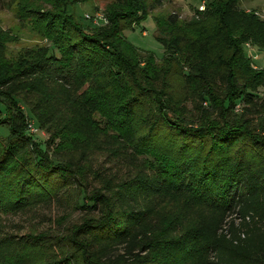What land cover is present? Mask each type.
Here are the masks:
<instances>
[{
  "label": "trees",
  "instance_id": "16d2710c",
  "mask_svg": "<svg viewBox=\"0 0 264 264\" xmlns=\"http://www.w3.org/2000/svg\"><path fill=\"white\" fill-rule=\"evenodd\" d=\"M167 1L115 0L108 23L92 31L70 12L76 0L18 4L20 20L49 45L7 59L0 35V133L9 128L0 134V212L27 211L75 178L71 160L34 151L21 99L51 125L42 101L65 95L60 110L80 120L55 133L62 143L74 146L80 127L82 141L143 167L113 193L83 195L87 217L65 233L18 236L0 223V264H151L171 254L179 264H264V132L251 117L264 113V99L257 106L249 94L264 85V69L245 52L246 43L264 52V19L239 0H212L186 24L170 14L157 22L160 63L125 32ZM171 75L189 85L194 111L174 97ZM239 100L249 107L235 114Z\"/></svg>",
  "mask_w": 264,
  "mask_h": 264
},
{
  "label": "rangeland",
  "instance_id": "374dc122",
  "mask_svg": "<svg viewBox=\"0 0 264 264\" xmlns=\"http://www.w3.org/2000/svg\"><path fill=\"white\" fill-rule=\"evenodd\" d=\"M76 1L70 12L74 14L76 20L85 29L92 31L95 27H102L108 23L105 20L107 19L105 10L115 0ZM211 1L168 0L162 7L152 10L149 13L148 19L136 26L133 31H126L125 35L140 51L154 53L157 61L161 63L165 51L162 45L156 41V36L159 35L158 20L166 19L170 14H177L182 24L189 23L194 18H201V15H198V13H205L207 5ZM42 2L43 0H0V35L5 39V41H2L6 47L3 56L7 59H16L17 55L22 53L23 50L34 46L49 45L48 42L40 39L35 31H33V27L29 22L30 20L23 22L16 13L18 12L17 6L19 3L39 4L41 7H44L45 3ZM239 6L247 12L255 11L259 17L264 19V0H239ZM202 7H204L203 10H201ZM205 25H208V23H205ZM163 36L166 35L164 34ZM53 52L56 55L58 54L57 50L53 49ZM245 52L252 60V65L255 69H264V52L262 50L251 43H246ZM169 84L171 85L174 97L186 101V108L189 111H194L191 101L195 97L183 78L180 75H171L169 77ZM58 94L56 101L52 102L51 99L42 101L43 110L52 116L51 119L53 121L51 125H42L31 109V106L27 102H24L25 100H19V108L23 111L22 113L26 118L25 126L22 128L25 135L35 145L36 149L34 151H38L39 155L48 157L55 164H69L70 160L74 163V182L70 186L66 184L58 191H54V194L50 196L51 199L46 200L50 202H41V204L33 206L24 212L5 214L1 211L0 223L3 224L2 232L13 233L18 236L30 232L65 233L74 225L81 224L87 217L86 212L80 209L82 202L89 203L88 199L91 198V195L102 197L105 193H113L126 181L129 173V179H131L134 175L133 173L141 170L143 167L142 164L140 167H136L130 161L120 163L121 159L117 154L111 152V148L96 146V142L82 141L77 134L80 130V127L77 126V133L74 131L75 137L78 139L76 144L74 146H67L62 143L61 137H56L55 133L70 118L72 120L71 126L74 127V123L77 124L80 120V115L77 110L70 114L60 110L62 106L67 105V98L63 94ZM249 94L253 97V102L257 106L263 104L264 85L253 89ZM37 97L41 96L37 95ZM247 107L249 105L246 102L239 100L234 109L235 114H242ZM251 117H254L252 121L257 128L256 130L262 131L263 129L264 132V113L258 112ZM59 124L60 126H57ZM18 125L19 123L17 124V128L20 127ZM71 126L68 127V131H63L68 134ZM0 134L1 138L5 139L9 135L8 126L3 128ZM260 155L262 153H255L257 158L261 157ZM137 164L140 165V163ZM151 173L152 171H146L147 175L153 176ZM107 182L109 183L104 186ZM103 186L107 187L108 190L104 192ZM83 195H87L88 199L81 200ZM91 215L98 216V213ZM185 217L189 222V216L186 214ZM179 230L183 231V229ZM37 254L39 257H43L44 252H38ZM171 256L176 259H171L170 256H163L159 261L151 262V264H179V261H182V259H179L180 255L171 254Z\"/></svg>",
  "mask_w": 264,
  "mask_h": 264
},
{
  "label": "built area",
  "instance_id": "2783aa9c",
  "mask_svg": "<svg viewBox=\"0 0 264 264\" xmlns=\"http://www.w3.org/2000/svg\"><path fill=\"white\" fill-rule=\"evenodd\" d=\"M203 9H204V7L201 8V10H203Z\"/></svg>",
  "mask_w": 264,
  "mask_h": 264
}]
</instances>
